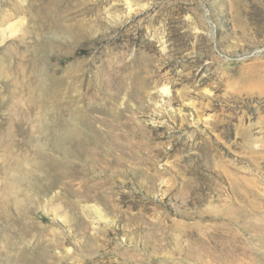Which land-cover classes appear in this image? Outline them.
<instances>
[{
  "label": "rangeland",
  "instance_id": "rangeland-1",
  "mask_svg": "<svg viewBox=\"0 0 264 264\" xmlns=\"http://www.w3.org/2000/svg\"><path fill=\"white\" fill-rule=\"evenodd\" d=\"M0 244L264 264V0H0Z\"/></svg>",
  "mask_w": 264,
  "mask_h": 264
},
{
  "label": "bare ground",
  "instance_id": "bare-ground-1",
  "mask_svg": "<svg viewBox=\"0 0 264 264\" xmlns=\"http://www.w3.org/2000/svg\"><path fill=\"white\" fill-rule=\"evenodd\" d=\"M166 90H167V88L165 89V91H166ZM8 228H9V227H8ZM3 234H5V233H3ZM9 234H10V233H9ZM7 235H8V234H7ZM17 235H19V234H17ZM4 238H5V236H4ZM15 238H16V237H15ZM15 238H14V240H15ZM7 240H8V239H7ZM19 240H20V239H19ZM4 241H5V240H4ZM5 243H6V241H5ZM1 244H2V242H1ZM1 244H0V245H1ZM19 245H20V244H19ZM0 247H1V246H0ZM17 248H18V247H17ZM16 250H17V249H16ZM11 251H12V250H11ZM40 255H41V254H40ZM41 258H42V257H41ZM41 258H40V259H41ZM43 258H44V256H43ZM43 258H42V259H43Z\"/></svg>",
  "mask_w": 264,
  "mask_h": 264
}]
</instances>
